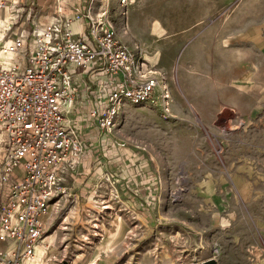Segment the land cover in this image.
<instances>
[{"label": "rangeland", "instance_id": "374dc122", "mask_svg": "<svg viewBox=\"0 0 264 264\" xmlns=\"http://www.w3.org/2000/svg\"><path fill=\"white\" fill-rule=\"evenodd\" d=\"M74 1L81 12L92 3L154 64L171 115L131 106L107 140L88 136L70 196L51 207L46 233L58 237L41 246V262L264 264V0H0V8L6 27L31 26L29 14L46 21Z\"/></svg>", "mask_w": 264, "mask_h": 264}, {"label": "built area", "instance_id": "2783aa9c", "mask_svg": "<svg viewBox=\"0 0 264 264\" xmlns=\"http://www.w3.org/2000/svg\"><path fill=\"white\" fill-rule=\"evenodd\" d=\"M73 9L86 19L84 31L75 32V19L59 6L46 21L29 14L31 26L16 19L6 29L19 28L16 37L0 39V243H12L0 249V264L40 261L51 207L70 196L93 133L107 140L131 106L171 115L170 90L145 54L92 3ZM83 105L90 135L75 116Z\"/></svg>", "mask_w": 264, "mask_h": 264}, {"label": "crops", "instance_id": "0c3cea01", "mask_svg": "<svg viewBox=\"0 0 264 264\" xmlns=\"http://www.w3.org/2000/svg\"><path fill=\"white\" fill-rule=\"evenodd\" d=\"M67 4H68V3H63V5L60 4L59 6H61V7L64 8V11H65V13H66L67 15H70L71 17H73V18L75 19L74 24H73V29H74V31H75V32H81V31H84V30L86 29V26H87L86 19H83V18H77L76 15L74 14V12H73V13H68V12H67V10H68V11H69V10L72 11L73 7L81 6V4H83V2H77V1H74L73 3H70V6H69L70 8H67V7H68ZM83 6H85V5L83 4ZM52 14H53V13H52ZM52 14H51V17H52ZM4 16H5V11H4L3 9L0 8V39H2V40H6V39H8L9 41H12V40L16 37V35H17L18 31H19V28H14L11 32L8 31V30H6V29H5V31H3L4 28L6 27V25H5V22H6V21L4 20ZM51 17L49 16L48 19H50ZM46 18H47V17H46ZM40 19H41V18H40ZM48 19H46V20H48ZM15 20H16V19L12 20L11 22L14 23ZM6 23H7V22H6ZM16 27H17V26H16ZM6 28H7V27H6ZM6 33H7V35H9V36H8V37H6V36L2 37L3 35H6ZM8 33H10V34H8ZM86 110H87V105H83L81 111H80L79 113H76V114H75V116H76V115L78 116V118H79V122L83 125L84 128L90 126V124L86 121V115L83 114V112H86ZM91 126H92V125H91ZM86 130H87V133L90 135V132L94 131L95 129H94L93 127H91V128H86ZM99 142H100V140H99ZM97 146H98V145H97ZM99 146H100V143H99ZM2 150H3V148H2ZM19 172H21V170H20ZM75 180H77V179H76V178L74 179L72 185L74 184ZM76 182H77V181H76ZM48 237H49V234L47 235L45 242L48 241V242L50 243ZM50 244H51V243H50ZM41 246H42V245H40V246L37 248V253H38V254H39V252L41 251ZM11 247H12V243H11L10 241H7L6 243H0V249H10ZM38 257H39V256H38ZM39 260H40V261H38V262H36V263H34V264H43V262H41L40 257H39ZM97 261H98V262H97ZM79 262H84V264H92V263H94V264H104V263L101 261V258H96L95 261H93V259H91L90 261L87 262V260H84V257H82V258L79 259ZM106 262H107V263H105V264H109V262H108L107 260H106ZM44 264H46V263H44ZM50 264H53V263L50 262ZM75 264H78V262H76ZM110 264H112V263H110Z\"/></svg>", "mask_w": 264, "mask_h": 264}, {"label": "bare ground", "instance_id": "6f19581e", "mask_svg": "<svg viewBox=\"0 0 264 264\" xmlns=\"http://www.w3.org/2000/svg\"><path fill=\"white\" fill-rule=\"evenodd\" d=\"M181 190H182V188H180L179 190H177V192H176V196H179V194L181 193ZM69 215V214H68ZM68 219V218H67ZM63 223H64V221H63ZM62 223V224H63ZM119 223V222H118ZM65 224V223H64ZM117 224V223H116ZM63 226H65V225H63ZM115 226V225H114ZM62 228V227H61ZM64 228H66V227H63V229ZM114 230V229H113ZM117 231V230H116ZM114 232V231H113ZM57 237H58V231L57 230H55V231H53L51 234H49V237H48V239H49V241H50V243L51 244H54L55 242H56V239H57ZM114 237V236H113ZM112 241V240H111ZM109 244V243H108ZM55 245V244H54ZM109 246V245H108ZM45 255V254H44ZM97 258H99V257H97ZM96 260V258L95 259H93V261H95ZM98 262V261H97ZM45 263V262H44ZM92 264H94V263H92Z\"/></svg>", "mask_w": 264, "mask_h": 264}, {"label": "water", "instance_id": "95a60500", "mask_svg": "<svg viewBox=\"0 0 264 264\" xmlns=\"http://www.w3.org/2000/svg\"><path fill=\"white\" fill-rule=\"evenodd\" d=\"M193 264H219L215 257H210L206 260L201 261L200 263L194 262Z\"/></svg>", "mask_w": 264, "mask_h": 264}]
</instances>
